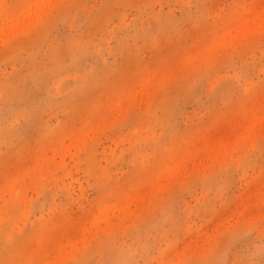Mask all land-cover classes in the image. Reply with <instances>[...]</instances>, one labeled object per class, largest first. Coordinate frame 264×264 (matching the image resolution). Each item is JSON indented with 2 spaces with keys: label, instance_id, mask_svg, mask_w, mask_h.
<instances>
[{
  "label": "rangeland",
  "instance_id": "obj_1",
  "mask_svg": "<svg viewBox=\"0 0 264 264\" xmlns=\"http://www.w3.org/2000/svg\"><path fill=\"white\" fill-rule=\"evenodd\" d=\"M0 264H264V0H0Z\"/></svg>",
  "mask_w": 264,
  "mask_h": 264
}]
</instances>
